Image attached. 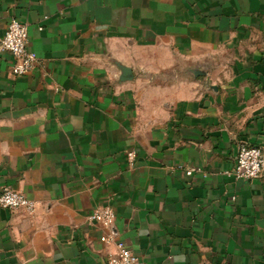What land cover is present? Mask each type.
I'll return each mask as SVG.
<instances>
[{
    "label": "crops",
    "instance_id": "1",
    "mask_svg": "<svg viewBox=\"0 0 264 264\" xmlns=\"http://www.w3.org/2000/svg\"><path fill=\"white\" fill-rule=\"evenodd\" d=\"M14 18L37 61L0 52V191L36 209L0 208V264H108L102 236L145 264H264V178L229 174L264 150V0H0V38Z\"/></svg>",
    "mask_w": 264,
    "mask_h": 264
},
{
    "label": "built area",
    "instance_id": "2",
    "mask_svg": "<svg viewBox=\"0 0 264 264\" xmlns=\"http://www.w3.org/2000/svg\"><path fill=\"white\" fill-rule=\"evenodd\" d=\"M28 34L26 24L11 19L6 25L3 36L0 38V52L9 53L14 63L11 73L15 76L29 73L35 66L37 58L35 54L28 49ZM129 161L133 160V154H128ZM187 176L192 174V170L185 171ZM236 180H254L264 178V150L258 146L239 145L237 148L235 163L229 172ZM0 208L7 210L21 209L27 215H32L36 209V203L27 199L21 193L4 187L0 191ZM89 222H96L102 227L108 228L114 220L112 208L105 207L95 210L87 216ZM102 242L114 244L116 253L107 260L108 264H145L139 257L130 251L121 241H113L109 236H102Z\"/></svg>",
    "mask_w": 264,
    "mask_h": 264
},
{
    "label": "water",
    "instance_id": "3",
    "mask_svg": "<svg viewBox=\"0 0 264 264\" xmlns=\"http://www.w3.org/2000/svg\"><path fill=\"white\" fill-rule=\"evenodd\" d=\"M120 72H121V76H120L121 81H127L131 79V71L129 68L120 67Z\"/></svg>",
    "mask_w": 264,
    "mask_h": 264
}]
</instances>
